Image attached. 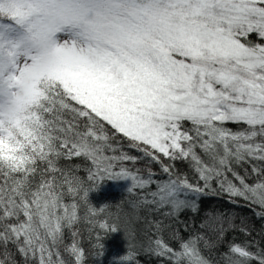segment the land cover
Returning a JSON list of instances; mask_svg holds the SVG:
<instances>
[{"label": "snow or ice", "instance_id": "obj_1", "mask_svg": "<svg viewBox=\"0 0 264 264\" xmlns=\"http://www.w3.org/2000/svg\"><path fill=\"white\" fill-rule=\"evenodd\" d=\"M117 137L168 179L134 167L141 157ZM74 158L90 162L86 178L60 164ZM163 158L187 161L195 181ZM105 179L130 180L137 204L168 208L166 218L198 212L191 194L210 192L264 219V0H0V264H18L16 254L85 264L72 230L80 209L100 230L119 228L103 217L108 204L89 199ZM152 226L150 254L215 264L205 253L224 224L214 238L187 239ZM239 230L251 235L243 222ZM221 264H264V248L232 242Z\"/></svg>", "mask_w": 264, "mask_h": 264}, {"label": "trees", "instance_id": "obj_2", "mask_svg": "<svg viewBox=\"0 0 264 264\" xmlns=\"http://www.w3.org/2000/svg\"><path fill=\"white\" fill-rule=\"evenodd\" d=\"M65 119H71V116L66 115ZM228 126L237 130L236 125ZM186 127L190 128V123H186ZM109 131L112 130L109 128ZM117 140L119 141L117 146L122 144L123 151L141 157L134 167L140 169L150 167L156 173L154 179L160 182L168 179V174L162 171L160 164L148 161L136 149L129 148L122 137H117ZM163 160L165 164L173 166L174 172L195 181V173L187 161L172 162L167 158H163ZM60 164L78 166L77 174L84 178L87 176V167H90V162L83 158H74L71 161L61 159ZM128 166L133 167L131 164ZM247 167L245 165V168ZM249 179L251 180L252 177L250 176ZM129 187L130 184H127L124 179H105L99 188L89 195L94 206L101 207L105 204L110 206L103 213V217H107L109 222L118 223L119 228L115 232L100 230L96 226L95 220L90 225V217L86 216L83 207L80 209L79 214L84 218L74 224L72 230L77 232L76 239L85 250V264H170L167 258L150 254L146 248L142 247L149 242V237L153 236L155 229L152 225L156 221L173 225L179 229L180 235L185 239L197 233L214 238L220 231L219 225L224 224L222 241L218 243L215 250L205 253L215 264H221L222 254L232 242H250L255 251L264 248V219L258 215L261 210L242 199L233 201L231 197L223 193L212 194L209 192L203 196L191 194L196 197L198 202V212L185 210L179 213L178 219L166 218L163 213L170 209L154 210L151 206L141 207L137 204V194L135 192L128 193ZM152 187L154 190V185ZM70 201L71 198L65 197L66 203ZM117 216H119L118 221L115 219ZM97 218L102 217L98 214ZM241 222L251 235H245L239 230ZM233 223L236 225V230H232ZM64 231L65 243H71L72 237L69 234V229L66 228ZM97 235L101 238L99 241L96 240ZM168 236L169 233L165 231L164 238L168 239ZM98 244H102L103 247H98ZM172 247L176 248L178 245L172 242ZM61 250L63 251V249ZM16 260L18 264H25L24 258L18 254H16Z\"/></svg>", "mask_w": 264, "mask_h": 264}, {"label": "rangeland", "instance_id": "obj_3", "mask_svg": "<svg viewBox=\"0 0 264 264\" xmlns=\"http://www.w3.org/2000/svg\"><path fill=\"white\" fill-rule=\"evenodd\" d=\"M127 184H131L130 180H124Z\"/></svg>", "mask_w": 264, "mask_h": 264}]
</instances>
